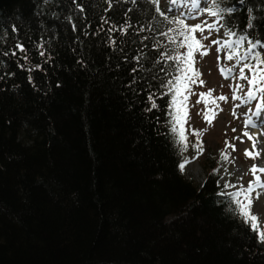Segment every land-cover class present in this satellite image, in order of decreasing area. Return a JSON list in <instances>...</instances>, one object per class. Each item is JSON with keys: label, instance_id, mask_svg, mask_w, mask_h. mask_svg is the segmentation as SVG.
Returning a JSON list of instances; mask_svg holds the SVG:
<instances>
[{"label": "trees", "instance_id": "1", "mask_svg": "<svg viewBox=\"0 0 264 264\" xmlns=\"http://www.w3.org/2000/svg\"><path fill=\"white\" fill-rule=\"evenodd\" d=\"M226 2L264 42V0ZM169 27L151 0H0V264H264L216 167L179 170Z\"/></svg>", "mask_w": 264, "mask_h": 264}, {"label": "snow or ice", "instance_id": "2", "mask_svg": "<svg viewBox=\"0 0 264 264\" xmlns=\"http://www.w3.org/2000/svg\"><path fill=\"white\" fill-rule=\"evenodd\" d=\"M151 2L155 7V11L164 17L168 24L176 25V27H169L166 32L161 33L174 46V54L168 52L161 54L164 59L173 61L174 69L177 73L161 85L162 88L166 89V94H171L169 128L174 144L178 146L181 153L187 151L189 147L188 136L186 135L184 125L189 119L187 103L189 96L195 94L192 92L191 86L197 83L200 85L204 84V81L199 79L201 73L195 68V54L199 53L201 56H207L209 54V47L205 46L202 41L208 40L213 32L219 33L223 29L225 38L213 39L211 41L212 45L217 46V62L219 63L221 59L219 53L223 52L224 59L228 61L234 60L235 63L230 68L221 66L219 71L225 79H238L247 82V90L240 83H237L232 90L231 99L239 101V103L233 106L232 115L236 117L237 108L243 105H251L253 101H256L255 108L249 107L248 109L251 115L245 113V131L242 132V136L247 137L252 142V150L245 149L244 155L246 158L264 161V140L261 139V137H264V132H250L247 130L249 128L260 129L264 126V53L257 51L258 48L264 49V42L250 38L246 31L238 33L227 23V18L235 14L237 7L235 4L229 5L226 0H204L207 6L203 8L201 7V0H168L170 11L172 7L189 9L188 12H181L180 16L171 19L161 11L160 0H151ZM110 3L111 0H109ZM237 3L242 6L245 0H237ZM80 10L83 11L82 8ZM202 12L207 13V15L215 19L211 23L207 21L195 25L186 23L188 18H192ZM252 12V8L247 9L249 20L246 24V29L253 27L254 16ZM121 31H126V28H122ZM206 31L208 35H203ZM198 32L201 34V38H197L196 33ZM112 43H115V41H112ZM245 44H247L246 48H244ZM16 47L20 51H24L22 45H17ZM242 48H244L243 54H241ZM179 49H185V51L181 52ZM136 59L139 58L137 57ZM237 68L238 76L234 74ZM245 70H247V74ZM213 91L209 89L207 93H199L196 100V104L203 103L204 108L201 111L203 112L204 120L209 125H211L218 113L223 111L219 102H228L229 99L225 95L213 96ZM237 92H242L243 95H237ZM149 100L152 101L151 108H156L157 104L152 100L151 96H149ZM148 110L150 111L151 109ZM254 117L255 119H253ZM235 131L236 129H233V132ZM191 135L197 138L196 143L192 145L196 151V156L193 159H196L203 153L204 146L200 139L201 133L199 130L192 129ZM234 139L241 140L239 136L234 137ZM228 149H231L232 152L237 150L234 144L226 140L225 148L220 152L221 161L229 162L230 153ZM190 162V160L184 158L183 162L179 164V170L183 172L186 165ZM217 171L219 169H214V172ZM248 171L254 179L250 180L246 187L225 182L223 185L224 189L233 188L236 190L232 192L221 191L218 195L227 198L233 214L238 216L244 224L249 225L251 230L256 233L258 241L264 243V230L261 229L258 217L252 212L253 193H255V198L258 199L261 193L264 192V180H262L260 175L264 174V162L253 164ZM224 172L227 174L228 169L225 168ZM258 189L260 191H257Z\"/></svg>", "mask_w": 264, "mask_h": 264}, {"label": "rangeland", "instance_id": "3", "mask_svg": "<svg viewBox=\"0 0 264 264\" xmlns=\"http://www.w3.org/2000/svg\"><path fill=\"white\" fill-rule=\"evenodd\" d=\"M160 4L163 9L169 15L180 16L181 12H188L187 8H176L172 7V10H169L168 0H160ZM204 0H201V7H206ZM215 18L207 15V13H198L192 18H188L186 23L189 25H195L207 21L211 23ZM197 38H201V34L196 33ZM203 35H208L207 31ZM224 39L223 29L219 33L213 32L208 40L202 41L205 46L209 47V54L207 56H201L199 53L195 54V68L201 73L199 79L204 81L203 85L199 83L193 84L191 90L194 95L189 96L188 100V113L189 119L184 125L186 135L188 136V149L184 152L183 157L187 158L191 162L188 163L183 171L186 178L195 182L196 184H201L204 181L205 173L207 168L219 169L217 173L221 176L220 182H230L237 186L244 185L247 186L250 180H253L254 177L248 171L253 164H261V159L253 160L252 158H246L244 155V150H252V142L247 139V137L242 136V132L245 131L244 122H245V113L251 115V112L248 111L249 107L252 109L255 108L256 101H253L251 105H243L240 108L236 109V117L232 115L233 106L239 101H233L231 99L232 90L237 83L243 84L245 90H247V82L240 81L238 79H225L219 68L221 66L232 67L235 61H228L223 58L224 53H219L221 59L219 63L217 62L218 53L216 51L217 46L212 45L211 41L213 39ZM247 47V44L244 45V48ZM244 48L241 49V54H243ZM185 49H182L184 52ZM246 74H247V70ZM238 76V68L234 73ZM209 89L214 90L213 96L225 95L229 97L228 102H219L220 107L223 111H220L216 118L212 121L211 125L206 123L203 118V112L201 111L204 108L203 103L196 104L199 93H207ZM237 95H243L242 92H237ZM198 113H200L198 115ZM239 117V118H237ZM255 119V117L253 118ZM192 129L199 130L201 133L200 139L203 142L204 151L196 159H193L196 156V151L193 149L192 145L196 143V137L191 135ZM233 129H236L233 132ZM253 130V128H251ZM250 131L249 129H247ZM251 130V132H252ZM258 131L264 132V126H262ZM239 136L241 140H236L234 137ZM264 140V137H261ZM229 141L234 144L236 151L232 152L231 149H228L230 153L229 162L221 161L220 152L225 148V141ZM228 169V173L224 172V169ZM262 180H264V174H260ZM229 191H235L236 189L229 188ZM257 191H260L259 189ZM252 212L258 217L260 222L261 229L264 230V192L261 193L260 197L255 198V193H253V204Z\"/></svg>", "mask_w": 264, "mask_h": 264}, {"label": "bare ground", "instance_id": "4", "mask_svg": "<svg viewBox=\"0 0 264 264\" xmlns=\"http://www.w3.org/2000/svg\"><path fill=\"white\" fill-rule=\"evenodd\" d=\"M249 130H250V132H251L252 129L249 128ZM258 130H259V129H254V128H253L252 132H258Z\"/></svg>", "mask_w": 264, "mask_h": 264}]
</instances>
